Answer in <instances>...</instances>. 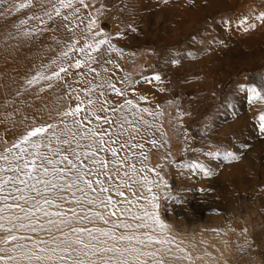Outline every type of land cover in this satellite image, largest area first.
Returning a JSON list of instances; mask_svg holds the SVG:
<instances>
[{"label":"rangeland","instance_id":"374dc122","mask_svg":"<svg viewBox=\"0 0 264 264\" xmlns=\"http://www.w3.org/2000/svg\"><path fill=\"white\" fill-rule=\"evenodd\" d=\"M85 3L81 16L96 19V31L102 29L117 50L103 57L112 61L104 66L108 71L99 66L97 71L127 89L124 98L109 94L107 99L134 103L132 94L143 96L138 105L151 113L144 118L152 127L137 137L147 159L130 157L129 162L146 169L142 175L152 182L147 186L152 192L144 195L157 197L156 212L165 225L145 231L168 243L143 250L159 249L156 259L164 264H264V131L259 119L264 103L250 102L246 91L264 85V19H256L264 13V0ZM154 75L159 80L151 79ZM57 88L62 90L57 85L38 97L23 94L21 99L14 89L0 99V109L8 98L15 104L7 111L20 109L16 119L46 117L41 110L55 106L49 98ZM18 132L0 124V140L10 141ZM133 212L141 214L135 207ZM12 243L31 246L17 241L0 242V247Z\"/></svg>","mask_w":264,"mask_h":264},{"label":"snow or ice","instance_id":"6c2138e0","mask_svg":"<svg viewBox=\"0 0 264 264\" xmlns=\"http://www.w3.org/2000/svg\"><path fill=\"white\" fill-rule=\"evenodd\" d=\"M87 7L85 0H0V18L23 9L31 12L13 25L5 39L35 42L48 35L45 47L52 53L21 78L15 96L38 97L62 86L57 88L55 106L41 110L46 117L16 119L19 108L7 111L15 100L2 102L0 124L19 132L10 141L0 140V231L5 233L0 242L26 241L31 246L0 247V264H148L149 259L164 264L156 259L159 249L143 250L168 242L145 231L165 225L156 212L157 197L144 195L152 192L147 187L152 182L142 175L146 169L129 162L130 157L147 159L137 137L152 127L144 118L149 110L132 99L118 104L107 99L109 94L124 98L127 89L97 71V66L108 71L104 66L112 61L103 57L117 50L102 29L96 31V19L81 16ZM256 19H264V13ZM240 88L244 90V85ZM246 91L250 102L264 103V85ZM259 119L264 131V114ZM151 143L155 145L154 140ZM134 207L141 214L133 212ZM101 223L104 226H97ZM20 230L30 234L17 235Z\"/></svg>","mask_w":264,"mask_h":264},{"label":"bare ground","instance_id":"6f19581e","mask_svg":"<svg viewBox=\"0 0 264 264\" xmlns=\"http://www.w3.org/2000/svg\"><path fill=\"white\" fill-rule=\"evenodd\" d=\"M17 2H20V0H17ZM30 14L31 12L28 9H23L19 13L14 12L11 16L0 18V99L1 100L4 96H7L8 93H10V91H14V89H16L17 85L21 81V78L24 77L31 68H33V65L39 64L41 62H46L48 57L52 55V53L48 52L45 47V45L49 42L48 35L36 39L35 42H28L22 39H12V40L5 39L8 32L13 30V25L17 24L20 19H26L27 16ZM36 14L41 15L40 12H37ZM31 23L32 22L30 21L29 26L31 25ZM57 35L62 36L63 33H57ZM37 56H41V58L38 59ZM35 59H36V63L34 62ZM6 81H8L7 84ZM53 89H55V87ZM52 94H53L52 97H50L49 99L56 101L55 97L58 95V93L55 92ZM132 95L134 96L133 97L134 103L140 104L141 101L139 100L138 96L136 94H132ZM22 97L23 94L18 98L21 99ZM49 99H46V103L48 106L50 104ZM61 103H64V101H61Z\"/></svg>","mask_w":264,"mask_h":264}]
</instances>
